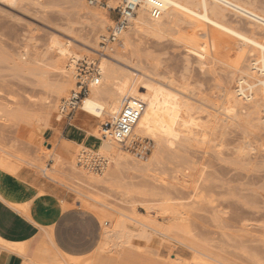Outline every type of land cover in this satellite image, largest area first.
<instances>
[{"label":"rangeland","instance_id":"1","mask_svg":"<svg viewBox=\"0 0 264 264\" xmlns=\"http://www.w3.org/2000/svg\"><path fill=\"white\" fill-rule=\"evenodd\" d=\"M121 1L113 0L109 4L110 0H0V195L7 202L13 201L20 211L32 215L31 207L46 202L50 197L56 198L55 205L58 207L61 204L59 200L62 199L69 207L73 204L74 207L85 209L87 204L80 200L90 201L82 195L90 190L107 204L124 208V211L136 213L155 224L164 227L178 224L190 238L192 236V240L222 262L208 259L206 264H255V258L264 256V126L260 129L251 128L244 115H226V98L212 93L213 90L218 93L220 87L225 91L235 89L239 72L232 74L227 71L233 70L239 57L245 55V64H248L251 58H256L257 61L261 59V53L258 51L249 52V48L245 46L237 49L235 39L218 36L212 41L213 44L216 41L218 43L215 46L212 44L213 48L212 42L201 40L198 48H201L205 56L201 61L195 58V54L188 52L189 47L180 39L182 34L174 33L177 29L173 30L174 32H166L159 38L150 34L141 35L139 38L140 63L155 79L162 80L172 76L177 84L189 82L191 79L189 83L194 81L192 85L199 81L198 85L206 87L189 85L192 88L198 87L200 94L204 95H190L187 98L188 103H193L189 105L194 112V121L198 120L196 122L204 129L205 135L197 137L198 140L194 139V136L177 144L175 151L179 153L176 157L174 153L169 154L172 158L165 153L161 161H158L160 163L153 162L154 165H150L148 171L124 168L118 175H114L115 178H111L108 184L94 187H88L76 173L98 176L101 172V169L97 170L89 165L90 160L97 158L90 156L82 160V155L85 157L87 153L80 146L74 151L71 166L56 163L52 159L54 152L48 149L52 146L54 150H58L64 141L63 127H67L64 136L68 138L77 139L79 133L76 131H79V128L88 131L92 141H95V146L91 148L96 149L101 139L92 135L91 130L112 118L108 114L100 119L94 118L81 110L79 103L75 108L60 110L62 100L78 90L79 64L83 61L89 63L91 60L86 54L76 64L77 78L72 83L73 89H68L59 96L53 95L56 99L55 108L46 113L44 104L51 98L48 97L51 96L49 82L59 77V70L56 68L58 53L52 41H70L82 49L92 23L85 12L95 6L101 10L109 20L103 31L106 34V30L118 16ZM180 30L177 32L182 33L185 29L182 27ZM92 60L95 61V58ZM62 66L68 68V63L65 62ZM155 73L160 75L159 78L155 77ZM182 73L185 75L184 79L187 75L188 80L183 79L182 82ZM215 77H218V80ZM220 79L224 83H221ZM250 81L257 83L254 78H250ZM206 82L215 84L212 83L213 87H210L213 90L207 88L210 85ZM198 90L196 89L197 92ZM261 103L264 104V100L261 99ZM185 117L187 118L186 114ZM239 126L240 129L241 126H246L243 130L251 134H245ZM248 141L251 142L250 145ZM124 151L134 155L135 159L145 161L153 153L154 143L145 138L142 142L134 144V148ZM245 153L250 154L249 157ZM36 160L42 163V166L55 171H51L47 176L43 175L34 165ZM27 161L33 164H28ZM100 162L102 164V161ZM73 167L76 169H72ZM166 195L173 198L171 202L176 203L177 208L164 200ZM24 206L25 210L22 209ZM175 211H181L183 219L176 218L173 213ZM105 219L110 225V220ZM100 223L102 228L101 220ZM176 231V234H182L181 231ZM155 234L150 239H133L135 244L148 246L153 252L156 250L153 255L143 254L149 262L158 257L174 261L176 259L171 256L174 254L184 259L182 264L189 263L194 254L189 247L162 234ZM1 251L7 252L8 257L17 258L16 264H22L17 255L5 249ZM106 258L110 259L111 264L117 260L113 255H107ZM6 261L4 258L0 264H6Z\"/></svg>","mask_w":264,"mask_h":264},{"label":"bare ground","instance_id":"2","mask_svg":"<svg viewBox=\"0 0 264 264\" xmlns=\"http://www.w3.org/2000/svg\"><path fill=\"white\" fill-rule=\"evenodd\" d=\"M4 1L14 2L20 0ZM111 1L113 0H110L109 4H111ZM124 1L125 0L121 1V5ZM160 1L162 2L161 11L158 16L153 17L150 14V0H137L138 5L135 8L134 13L131 15L127 27L120 32L117 40L108 48H102L100 45V41L102 36L104 35L103 31L107 27L109 20L96 6L93 9H88L85 12L86 17L90 19L92 23L91 30L84 40L86 41V43L83 42L85 45L82 47V49H80L81 47H76V45H73L70 41L59 42L55 39L53 40L54 42L52 41V43L56 45L55 48L58 53L56 68L59 70V77L56 80L49 82L50 84L48 86L51 96L48 97L51 98L47 104H44V106H46L44 107L46 113H49V111L55 108L56 104H54V100L56 99L53 98V95L59 96L65 93L68 89H73L72 83L74 79L77 78L76 64L80 58H84L85 54L91 57V60H89L88 62H94V64L97 66L100 72V77L98 83L90 82L88 84L87 94L82 96L79 102V107L81 110L89 113L94 118L100 119L103 118L106 114L111 115V117L115 116L119 112V109L124 100L128 102L132 101L134 98H139L145 102L144 109L139 118L136 120V123L133 126L129 137L124 144H118L109 135H104L102 131V122L101 124H98L93 131L91 130L92 135L101 139V142L96 149L84 146L82 143H78L76 141L74 142L65 139L61 143L58 150H54V147L50 146L48 150L54 152L53 156L51 157L55 160L56 163H65L71 166L72 156L74 155V151H76V148L79 146L84 152L87 153V155L85 156L86 159L90 156H93V158H97V160L102 161L103 165L100 168L101 172L98 174V176L76 172L79 176L82 177L83 182L88 187L106 184L111 180V178H115L114 175H118V173H120L124 168L134 169L135 171H148L150 169L149 166L152 164L154 165L153 162H155V164L160 163L158 161L164 156L165 153L166 155L167 153L168 155L174 153V156L178 154L179 151H175L177 144L181 143L184 140L187 141L191 137L194 138V136V139H196L197 137H204L205 135L204 129L201 128V126L196 122L198 120L194 121L195 117L192 114V107L189 105L193 103H188L187 101L189 100L187 99L188 96L190 97V95L195 96L196 94H200L201 90L198 89L200 87H205V85L203 86L202 84H199L202 85L199 87L197 82H200L196 79L197 82H195L196 84L194 85H198L199 88L190 87L192 83H194V81L193 79V82L191 83H189L191 79L189 82L184 81L185 79H187V75L184 79V73H182L181 76V80L182 82H184L179 84L174 81L175 78H171L172 76L164 79L162 78V80L155 79L153 77L154 75L147 72L141 65L142 62L141 49L139 47V38L143 35L150 34L158 36L159 38L166 32H172L176 29L180 30L183 27V29L185 30H182V33L177 32V30L176 32H173L175 34H182L180 39L183 41L182 43L186 44L187 47H189L188 52H191V55L192 53L193 55L195 54V58L197 57V59L201 61H203L202 59H204L205 56L201 48H198L200 41L207 39L208 41L212 42L218 36H225L227 38L229 37L235 39L238 44V48L236 47L237 49H241L245 46L249 48V52H260L261 59L259 61H257L256 58H251L249 63L245 64V55H243L236 60V63L233 66V70H231L230 72L226 70L228 73L232 74L235 72H239V77L236 79V86L234 90L225 91L220 87L217 93L213 92V88H210L211 85L213 87V82H211V85L209 82L206 83L210 85L209 86L207 84L209 86L207 88L213 90L212 93H216L217 95L224 96L226 98L227 106L224 107V113L226 115H233L235 117L236 115L240 114L244 115L248 119V123H250L251 128L260 129L261 126H264V104L261 103V99L264 100V1ZM86 17L84 16V18ZM185 31L187 33H185ZM212 44L213 42L211 43V45ZM215 44H218L217 41ZM215 44L213 45L215 46ZM213 45L211 46L212 48ZM78 51L80 53H78ZM146 52L149 53V51ZM253 55L254 53L250 55V57H252ZM150 57L151 56H149V58ZM93 58H95V61L92 60ZM152 58L154 59V57ZM20 60L22 61L23 58ZM65 62L68 63V68L62 66ZM153 68L157 70L154 66ZM155 75H157L155 77L158 78L160 76H158V74L156 73ZM228 75L230 76V74ZM46 76L48 75L46 74ZM190 77L192 78L191 75ZM217 78L218 77H215L216 80H218ZM250 78H254L257 83H255V81H250ZM47 80H49L48 77ZM221 83L224 82H222L221 80ZM194 85L192 86L194 87ZM196 89L198 90V92L196 91ZM200 95H198V97H202V95L204 94L201 93ZM220 96L218 98H220ZM193 100L194 99L192 97L191 101ZM196 100L199 99L196 98ZM213 100L215 99L213 98ZM185 114L187 118L185 117ZM58 117L60 116L58 115ZM232 119L234 120L233 117ZM236 127L238 128V126ZM243 128L246 129L247 127L243 126ZM243 128L241 126L242 132L244 131L245 134L250 133L248 131L246 132V130H243ZM251 130L253 131V129ZM145 138H149L154 143V151L151 155L148 156L149 158H147L145 161L135 159L134 155H132V157L128 153V151H124L134 148V144L142 142ZM249 141L248 144H251V142ZM247 150L245 151L248 153ZM246 155H248L249 157L250 154ZM169 157L171 156L169 155ZM37 161L38 160L34 162V165L35 167L40 169L43 175L45 174V176H47L48 173H51V171H55L54 169L45 167V165L42 166V163ZM27 162H29L28 164H33V162L31 163V161ZM74 168L75 167H73L72 169ZM87 192L89 193H82V195L90 201L82 199L80 200V202L86 203L87 207H85V209L94 213L99 218V221H102L101 240L98 246L92 252L86 254L89 259V264H104L105 256L107 255H113L118 260V264H122L121 258L123 252L129 249L139 254L153 255L155 254L154 252L156 250L153 252V250H151L148 246L144 247L142 245L135 244L133 243V239H150L155 233L162 234L164 237L170 240L179 241L181 244L183 243L187 247H189L194 254L190 260L188 259V264H206L208 259L217 261L218 263H222L215 256H212L210 252H207L201 245L192 240V236L190 238V235H188L187 232L178 227V224L169 227L155 224L149 220L139 217L138 215H136V213L130 211L127 212L123 210L124 208L122 209L121 207L107 204L100 199L98 194H95L90 190H88ZM166 196L167 197H165L164 200L167 201L169 205L172 204L177 208L176 203L173 204L171 202L173 198L171 199L170 196ZM0 197L6 201V199L2 195H0ZM59 202L61 203H59L61 209L69 208V205L64 200L60 199ZM8 203L11 204L13 208H16L13 204V201H8ZM72 206L73 204H70V207ZM16 209L19 210L18 208ZM21 212L22 211H20V213ZM22 213L26 216L32 217V215H29L30 213L28 212L23 211ZM173 213L176 218L183 219L181 217V211H175ZM105 218L110 220V225H108V220H106ZM175 231H181L182 234H176ZM44 237H42L35 243V245L32 246L29 245L30 242L11 243L6 242L0 238V249H5L8 252L17 255L22 260V264H70L65 257V253L54 247L52 243L48 241L49 239L47 240V238ZM171 256H173L176 260L172 261L167 258L159 259L158 257L153 260L152 264H182L181 262L184 259L181 256H177L174 254H172ZM255 264H264V256H258L257 258H255Z\"/></svg>","mask_w":264,"mask_h":264},{"label":"crops","instance_id":"3","mask_svg":"<svg viewBox=\"0 0 264 264\" xmlns=\"http://www.w3.org/2000/svg\"><path fill=\"white\" fill-rule=\"evenodd\" d=\"M66 128L62 129L65 140L95 146L88 131L78 127L80 130L76 132L79 135L75 139L64 136ZM55 199L50 197L44 203L34 204L31 207L32 217H29L0 197V238L11 243L30 242L32 246L45 235L44 238L65 253L70 264H89L86 254L98 246L102 237L98 217L81 207L61 209L55 205ZM25 207L22 209L25 210ZM4 258L7 259L6 264L18 262L17 258L8 257V253L0 249V262ZM121 261L122 264H152L146 256L132 250H125ZM104 264H111L110 259L106 258ZM114 264H118V260Z\"/></svg>","mask_w":264,"mask_h":264},{"label":"built area","instance_id":"4","mask_svg":"<svg viewBox=\"0 0 264 264\" xmlns=\"http://www.w3.org/2000/svg\"><path fill=\"white\" fill-rule=\"evenodd\" d=\"M150 14L153 17L158 16L162 8L160 0H150ZM137 0H125L118 8V16L113 25L108 27L106 34L101 38L100 45L102 48H108L116 40L121 31H123L129 22L131 15L137 7ZM77 91H73L68 98L62 100L60 110L75 108L81 100V97L87 94L88 84L90 82L98 83L100 72L97 66L93 63L83 61L78 67ZM145 106V102L139 98H134L132 101L124 100L119 109V112L111 118L110 121L103 123V134L109 135L118 144H124L128 139L136 120L139 118ZM82 160L86 158L82 155ZM89 165L95 169H100L102 164L100 161L92 159Z\"/></svg>","mask_w":264,"mask_h":264}]
</instances>
